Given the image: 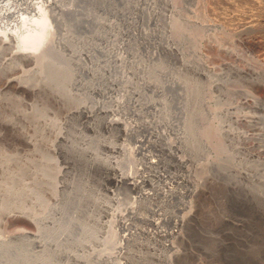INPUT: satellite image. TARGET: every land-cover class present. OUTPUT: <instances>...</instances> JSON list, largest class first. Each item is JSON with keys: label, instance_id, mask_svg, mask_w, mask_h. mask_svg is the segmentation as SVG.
<instances>
[{"label": "rangeland", "instance_id": "1", "mask_svg": "<svg viewBox=\"0 0 264 264\" xmlns=\"http://www.w3.org/2000/svg\"><path fill=\"white\" fill-rule=\"evenodd\" d=\"M134 1L66 0L76 11L64 14V21L73 40L82 42L101 30L109 33L94 20L113 21L120 52L128 54L121 49L127 46V32H134L138 52L157 56L163 71L159 82H179L158 94L148 91L144 99L158 98L170 115L187 113L194 127L202 128L194 149L178 152L190 155L193 150L195 158L181 163L152 147L147 139L151 132L126 135L90 114V106L110 105L112 96L126 95L130 101V93L120 90L110 96V91L107 98L89 91L82 82L89 77L58 38L63 36L61 24L50 11L54 37L47 39L50 46L46 41L41 47L47 48L42 69L33 63L22 70L20 65L0 70V264L7 257L42 255L62 264H264V13L256 9H264V0H171L174 6L139 0L159 11L157 22L163 28L170 17L177 19L187 38L188 66L175 53H155L159 44L141 46L135 36L139 29H155L147 10L133 9ZM128 15L138 17L140 25L127 23ZM24 28L6 17L0 35ZM6 45L0 62L12 54ZM98 55L96 63L102 58ZM116 71L123 73L116 69L114 76ZM100 81L109 91L108 80ZM35 84L38 90L31 88ZM128 108L114 111L136 123L138 117ZM144 116L151 120L155 112ZM155 130L177 140L169 127ZM143 138L148 143L138 141ZM114 146L128 152L121 154ZM148 157L157 164H148ZM113 166L148 180L136 186L122 180ZM38 218L44 220L38 223ZM41 223L47 224L44 236L55 245L35 243Z\"/></svg>", "mask_w": 264, "mask_h": 264}, {"label": "bare ground", "instance_id": "2", "mask_svg": "<svg viewBox=\"0 0 264 264\" xmlns=\"http://www.w3.org/2000/svg\"><path fill=\"white\" fill-rule=\"evenodd\" d=\"M163 1H165V3L167 5L174 6V4H172L171 0H163ZM254 1L256 3V0H254ZM133 3H134L133 9H135L137 11V13H144L147 11L149 12L148 13L149 14L148 21L154 25V29H155L153 32H149V31H146L144 28H142V29L138 28L139 29V31L137 30L138 34L136 33L135 36H137L138 38L140 37L141 46L145 48V47L149 46L150 44H159L160 47L157 49L160 52L158 51L155 53H161L162 51L167 52V53H171V52L175 53L178 58L183 60V65L188 66L190 64V59H189V56L186 53L185 49H183L186 46V42H187L186 39L187 38L184 35V33H182V30H180L181 28L179 29L177 19L175 20V18L170 17L167 20L166 25L163 28L162 25H159L157 22V20H159V18H158L159 11L157 9L153 8L154 7L153 5H151V4L148 5L146 2L144 3V2H141L139 0L134 1ZM0 4L4 8V10L0 11V22H1V20H3L6 17H13L18 22L19 21L22 22L24 24V27H25L24 30H22V31H17V30L6 31L4 34L0 35V44H1L0 49L3 48V46H5V44H7L6 46H9L12 50L11 51L12 54L8 53V55L11 54L10 57H5L4 60L1 59L0 70L1 69L9 70V68L16 69L17 67H19V65L21 66V68L20 67L19 68L22 70V67L25 66V64L28 65V64H33V63L35 64L33 66H37V65H38V67L42 66V64L44 63V60H45V50H47V48L42 49L41 47H44V43L46 44V41H48L54 37V33H53L54 30L52 29V27L50 25L51 23H50V19H49V13L51 11V12H53V13H51L53 20L55 22L61 24V26L59 25L60 32H61V30L63 31V36L61 35V37H58V38L61 39L62 43L65 44L67 51H71V53L72 52L74 53L75 56L74 55L73 56H74V59L76 61H78V64H79L78 67L81 68L80 71L84 75L86 74L89 77V80H87V81L85 80V82L82 80V82L84 84H86V86L88 87L89 91L92 94L94 92V93H97L99 95L100 94L106 95V97H107V95H110L109 94L110 91H112L110 96H112L113 92H117L120 90H123L127 93H130V95H128L127 93L124 92L128 96H131L130 101L129 100L127 101L125 99L126 95H123V94L122 95L125 98L124 97L122 98V96L121 97L116 96L117 97V98L115 97L116 99H113L114 98L113 96L110 97L111 100L114 103H116L117 107H115V109H114V107L113 108L110 107V105L113 102H111L110 105H107L108 107L105 106V104H103L104 102L102 104L97 102V103H99L98 105L90 106V107H92L91 109L89 108L91 111L90 114L91 113L93 115L95 114L96 119L99 117L104 118V120L102 118H100V119H102L101 121H105L104 123H106L105 124L106 126H108L110 128H119L121 130V132L122 131L125 132L126 135L131 134V133L135 132V130L137 131L139 129L146 130V131H148V133L151 132L150 134L152 135V137L147 138V139H148V142L152 144V147L155 146L156 148L159 149V151L166 152L168 155H171V156L178 158L179 162H181V163L186 164L188 162V160H192L191 158H195V156H194L195 151H193V150H192L193 152L188 151V152H191V153H189L190 155H182V154L179 155L180 154L179 151H183V150L187 151L188 149L189 150L194 149L195 143H196L195 137H197L196 134H198L197 131L200 130L201 132H203L201 130L202 128L198 129V128L194 127V125L191 122L187 113L182 118H179L177 116L173 117V115H170L167 112V110L165 109V105H164L162 100H160L158 98L144 99V95L148 91H151V92L158 94V93L162 92V89L173 87V84L178 83L179 81L178 80H172V83H169V85L162 84L159 82V75L163 74V71L159 69V64L156 61L158 58H157V56L154 57V55L150 54L149 50H148V53L150 54V59H146V56H149V54H145V53H147L146 50H145L146 51L145 53H141L142 51L140 53L138 52V50H140V49H138L136 47L137 45L133 46L134 42L132 40L135 38V42L138 41V40H136V37H134V35H133L134 32L131 34L130 32L126 31L127 33H129V34H127L128 38L126 36L127 41L124 40V41H126V43H124V44H125V46L126 45L127 46L125 48L121 49L123 51L127 50L126 53H128V54L125 55V54H123V52H120V50H119L122 47L118 48L120 45H118V43H115V42H117L119 37H118V34L113 31L117 27V25L113 21H109V20L104 21V20H99V19L94 20V23L97 27L108 28V30L110 29L109 33L108 32L106 33V32L101 30L100 32L96 33L93 38L87 39L85 42L78 41V40H77L78 41L77 42L75 39L73 40L74 37L73 38L71 37L72 34L71 35L69 34V29L67 28V25L65 24L64 14L71 15V14H74V12L76 10H74V8L71 6H67L66 0H0ZM257 4L259 5V2H257ZM252 8H254V7H252ZM256 9L258 12L264 13V9H262V7L257 6ZM145 10H147V11H145ZM226 13L228 14V12H226ZM128 16L130 17L132 15H128ZM228 18H229V16H228ZM237 19H240V18L238 17ZM28 20H32L31 26H27ZM139 21L140 20L138 17H134V18L129 19L127 21V23L129 22L130 24H134L136 26L137 25L139 26L140 25ZM129 26H131V25H129ZM98 40L100 42H98ZM160 40H164L165 43L162 44ZM73 41L75 43L76 42L79 43L78 46H80L81 48L75 47L74 46L75 43ZM49 42H51V41H48V43ZM135 44H138V43H135ZM49 46H50V43H49ZM139 47H140V45H139ZM77 48L81 52H79ZM83 50H84V52H83ZM1 51H3V50H1ZM71 53H69V54H71ZM99 53L102 55L101 56L102 58L100 59V61H99V59H97L99 61V63L98 62L96 63L95 57L98 58ZM85 56L90 58L92 63H89L86 60L87 58ZM75 57H77L78 59H76ZM127 66L129 67V69L127 70L128 73H125L124 67H127ZM39 68L42 69L41 67H39ZM116 69L123 72V73H121L122 75H118V74H120V72L118 73L116 71V74L117 73L118 74L117 75L115 74L116 76H114L113 71H115ZM7 70L4 72H7ZM67 70H69V69H67ZM9 71H12V69ZM36 71H34V72H36ZM72 71H73V68H72ZM72 71H71V74H72ZM24 72H25L24 75H26L27 72L25 70H24ZM34 72H32V73H34ZM28 73H30L29 70H28ZM1 74H2V72H1ZM27 75L29 76V74H27ZM127 75H128V77H127ZM130 75H132V77L133 76L139 77V80L134 81L135 78L133 79L132 77H130ZM10 79H13V78H10ZM101 79H104L106 82L108 80L109 83H107V84H110L109 91L107 90V88L105 89L102 86V84H100ZM41 80H43V78L40 79V82L42 83L43 81H41ZM105 81H104V84H106ZM40 82L39 83L37 82V83L40 85H43V83L41 84ZM44 82H45V79H44ZM36 84H35V86L33 85V87H31V86H29V87H31L32 89H37L38 86H36ZM182 84L184 85V83H182ZM106 86L108 87V85H106ZM177 86H181V83ZM38 89H39V87H38ZM42 89H44V88H42ZM185 90H186L187 96H189L190 95V87H186ZM123 91H120V92H123ZM113 95H115V94H113ZM107 98H109V96ZM131 100H133V104H131ZM107 101H109V100H107ZM105 103H106V101H105ZM187 105H188V101H187ZM86 106H84L85 112H87V109H88V107H86ZM127 108H128V110L130 108H132L131 113H133L134 115H136L138 117L137 118L138 120L136 123L135 122H133V123L127 122V118L126 119L124 118L125 116L124 117L123 116L121 117V115L117 116L116 115L117 112L114 111V110H117L119 112L126 111ZM128 112H130V110ZM147 112H155V116H153V118H151V120H150L144 116L145 113H147ZM122 114H125V113L122 112ZM91 124H93V123H91ZM163 125L166 127H169L170 130H172L174 132V134L176 135V138H177V140L175 142L170 140V138H167V136L164 133H161V132L155 130V129H157L158 126L160 127ZM206 131H207V129L204 130V132H206ZM149 135H147V137H149ZM215 135H217V134H215ZM204 137L208 138V136H205V135H204ZM147 139H144V138L138 139V141L140 143H142V145H143V144H145V142H147V141H145ZM198 139H199V137H198ZM200 140L202 142H204V140H206V139H204V140L200 139ZM197 143H198V140H197ZM197 146H199V145H197ZM204 146H207V148H208L209 145H208V143L206 144V142H205L203 147ZM216 146L220 147L219 150L222 151L223 146H221V145H216ZM114 148L117 149L115 151H119L121 154H126L128 152V150L125 146H120V147L114 146ZM200 148H202V147H200ZM178 152H179V154H178ZM223 152L224 151H222V153ZM162 155H163V153H162ZM147 161H148L147 163L150 165H155L158 162V160L153 159L152 157H148ZM258 165H260V164H258ZM113 167H115V166H113ZM115 168H116V170H118L117 173L118 172L120 173V174L119 173L118 174L120 175L122 180H125L128 182L133 181V183L136 184V186L138 185V183L140 181H141V183H143V181L148 180V177H149L147 175H141L140 177L142 178V180H138L136 178V176H134L135 174L133 175L132 173L122 172L121 169L119 168V166L118 167L116 166ZM115 168H113V169H115ZM114 172H116V171H114ZM254 175H255V173L254 174H248V176H250V177L254 176ZM134 184H133V186L135 187ZM40 220L42 221L44 219L38 218V220H36V221H38V223H39ZM43 222H45V221H43ZM156 224L159 227L160 223L158 221L156 222ZM46 227H47V224H45V223L39 224V228H40L39 233H35L33 235L34 241H35V243L38 244V246L46 247L47 245H51V246L55 245L53 240H50L46 235L44 236L43 230H46ZM57 227H58V225L55 226L54 228H57ZM125 238H127V236ZM51 259H52L51 257L44 256V255L33 258V259L28 258V257H25V258L24 257H22V258H20V257H7L5 259H2L3 263H1V264H62V263L54 262ZM16 261H18V262H16Z\"/></svg>", "mask_w": 264, "mask_h": 264}]
</instances>
